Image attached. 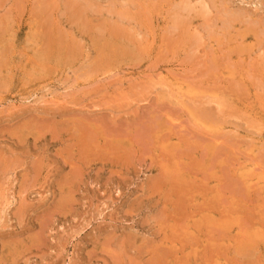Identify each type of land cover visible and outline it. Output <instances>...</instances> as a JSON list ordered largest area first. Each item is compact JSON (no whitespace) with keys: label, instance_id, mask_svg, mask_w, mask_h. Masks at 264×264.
<instances>
[{"label":"rangeland","instance_id":"374dc122","mask_svg":"<svg viewBox=\"0 0 264 264\" xmlns=\"http://www.w3.org/2000/svg\"><path fill=\"white\" fill-rule=\"evenodd\" d=\"M38 1L0 0V264H264V0Z\"/></svg>","mask_w":264,"mask_h":264},{"label":"bare ground","instance_id":"6f19581e","mask_svg":"<svg viewBox=\"0 0 264 264\" xmlns=\"http://www.w3.org/2000/svg\"><path fill=\"white\" fill-rule=\"evenodd\" d=\"M22 1H23V0H22ZM34 1H35V0H34ZM37 1H38V0H37ZM44 1H46V0H44ZM49 1H50V0H49ZM51 1H52V0H51ZM51 1H50V2H51ZM53 1H55V0H53ZM73 1H74V0H73ZM75 1H77V0H75ZM111 1H112V0H111ZM209 1H210V0H209ZM16 2H17V1H16ZM19 2H20V1H19ZM31 2H33V1H31ZM39 2H41V1H38V3H39ZM42 2H43V1H42ZM65 2H67V1H65ZM135 2H136V1H135ZM180 2H181V0H180ZM185 2H187V1L185 0L184 3H185ZM45 3H46V2H45ZM54 3H55V2H54ZM70 3H71V1H70ZM74 3H75V2H74ZM76 3H77V2H76ZM79 3H80V2H79ZM113 3H114V2H113ZM188 3H189V2H188ZM192 3H193V2H192ZM9 4H10V3H8L7 5H9ZM16 4H17V3H16ZM16 4H15V6H16ZM33 4H34V3H33ZM33 4H32V5H33ZM50 4H51V3H50ZM58 4H59V3H58ZM60 4H61V3H60ZM85 4H87V6H88V3H85ZM111 4H112V3H111ZM117 4H118V3H117ZM119 4H120V3H119ZM135 4H136V3H135ZM178 4H180V3H178ZM181 4H182V2H181ZM181 4H180V5H181ZM189 4H190V3H189ZM227 4H228V3H227ZM18 5H19V3H18ZM36 5H37V4H36ZM39 5H40V4H39ZM45 5H46V4H44V5H42V6H45ZM53 5H54V4H53ZM74 5H75V4H74ZM81 5H83V4H81ZM128 5H129V4H128ZM182 5L187 6V3H186V4H182ZM190 5H191V4H190ZM211 5H213V4H211ZM214 5H215V4H214ZM37 6H38V5H37ZM46 6H47V5H46ZM66 6H67V5H66ZM116 6H117V5H116ZM116 6H115V7H116ZM173 6H175V4H174ZM185 6H183V9L185 8ZM196 6H197V5H196ZM9 7H11V6H9ZM50 7H51V6H50ZM55 7H56V6H55ZM77 7H79V5H77ZM85 7H86V6H85ZM89 7H91V6L89 5ZM89 7H88V9H89ZM175 7H177V6H175ZM181 7H182V6H181ZM181 7H180V8H181ZM205 7H206V10L209 8V6H208L206 3H205ZM207 7H208V8H207ZM2 8H3V7H2ZM38 8H39V7H38ZM47 8H48V7H47ZM51 8H52V7H51ZM56 8H57V7H56ZM67 8H69V7H67ZM74 8H75V7H74ZM74 8H72V9H74ZM79 8H81V7H79ZM91 8H92V7H91ZM94 8H95V5H94ZM109 8H110V7H109ZM113 8H114V7H113ZM118 8H119V7H118ZM187 8L189 9L190 7H187ZM187 8H186L185 12L187 11ZM193 8L195 9V7H193ZM193 8H191V9H193ZM22 9H23V7H22ZM44 9H46V7H45ZM75 9H76V8H75ZM101 9H104V10H105V8H101ZM101 9H100V10H101ZM129 9H131V8L129 7ZM174 9H175V8H174ZM181 9H182V8H181ZM183 9H182V10H183ZM24 10H25V9H24ZM37 10H38V9H37ZM54 10H55V9H54ZM90 10H91V9H90ZM90 10H89V11H90ZM93 10H94V9H93ZM110 10H112V9L110 8ZM110 10L108 11V8H107L108 13L110 12ZM113 10H114V9H113ZM113 10H112V12H110V13H113V12H114ZM121 10H122V8H121ZM200 10H201V9H200ZM34 11H35V10L31 11V12H32V13H31V16H32V14H33ZM38 11H39V10H38ZM40 11H42V9H41ZM40 11H39V13H40ZM44 11H45V10H44ZM48 11H49V10H48ZM51 11H52V10H51ZM73 11H74V10H73ZM78 11H80V10H78ZM82 11H83V10H82ZM82 11H81V13H82ZM183 11H184V10H183ZM188 11H189V10H188ZM197 11H198V10H197ZM207 11H209V10H207ZM240 11H241V10H240ZM42 12H43V11H42ZM53 12H54V11H53ZM64 12H66V14H67V11H66V10H64ZM70 12H71V11H70ZM86 12H87V10H86ZM93 12H95V11H93ZM118 12H119V11H118ZM201 12H203V11H201ZM75 13H77V12H75ZM123 13H124V10H123ZM129 13H130V12H128V14H129ZM138 13H139V11H138ZM188 13H189V12H188ZM196 13H197V12H196ZM210 13H211V12H210ZM10 14H11V13H10ZM29 14H30V12H29ZM45 14H46V13H45ZM69 14H70V13H69ZM72 14H74V13H72ZM72 14H71V15H72ZM104 14H105V13H104ZM117 14H118V13H117ZM201 14H202V13H201ZM8 15H9V14H8ZM27 15H28V14H27ZM33 15H34V14H33ZM40 15H41V14H40ZM43 15H44V14H43ZM55 15H56V14H55ZM67 15H68V14H67ZM74 15H75V14H74ZM79 15H80V16H79V17H80L79 19H81V14L79 13ZM87 15H88V13H87ZM94 15H95V14H94ZM96 15H98V14H96ZM102 15H103V14H102ZM106 15H107V14H106ZM118 15H119V18H120L121 15H120V14H118ZM124 15H127V14H124ZM124 15H122V17H121L122 20H123V17H125ZM129 15H131V14H129ZM132 15H134V14H132ZM132 15H131V18H132ZM140 15H141V14H140ZM140 15H139V16H140ZM37 16H38V15H37ZM41 16H42V15H41ZM83 16H86V15L83 14ZM88 16H89V15H88ZM92 16H93V15H92ZM136 16H137V14H136ZM179 16H181V15H179ZM227 16H228V15H227ZM6 17H7V20L5 19L4 21L7 22V21H8V16H6ZM45 17H48V16L45 15ZM61 17H63V16H61ZM61 17H60V18H61ZM69 17H70V16H69ZM76 17H77V15H76ZM95 17H96V16H95ZM100 17H101V16H100ZM110 17H111V16H110ZM134 17H135V16H134ZM137 17H138V16H137ZM176 17H177V16H176ZM236 17H237V16H236ZM12 18H13V17H12ZM26 18H27V16H26ZM26 18H25V19H26ZM73 18H74V17H73ZM77 18H78V17H77ZM104 18H106V16H105ZM131 18H130V19H131ZM180 18H181V17H180ZM9 19H10V17H9ZM52 19H53V18H52ZM56 19H57V18H56ZM61 19H62V18H61ZM94 19H95V18H94ZM97 19H98V18H97ZM107 19H108V17H107ZM111 19H112V18H111ZM125 19H126V18H125ZM132 19H133V18H132ZM132 19H131V20H132ZM233 19H234V18H233ZM235 19H237V18H235ZM2 20H3V19H2ZM11 20H12V19H11ZM18 20H19V19H18ZM30 20H31V19H30ZM32 20H34V19L32 18ZM35 20H36V19H35ZM58 20H59V19H58ZM58 20H57V22H58ZM87 20L90 21V19H87ZM91 20H92V19H91ZM105 20H106V19H105ZM127 20H128V18H127ZM221 20H223V19H221ZM20 21H21V20H20ZM39 21H40V20H39ZM39 21L36 20L35 22H39ZM44 21H46V20H44ZM64 21H65V20H64ZM64 21H63V22H64ZM68 21H69V20H67V22H68ZM78 21H79V20H78ZM80 21H81V20H80ZM80 21H79V23H80ZM93 21H94V20H93ZM93 21H92V22H93ZM95 21H96V20H95ZM108 21H110V19H109ZM113 21H114V20H113ZM120 21H121V20H120ZM223 21H224V20H223ZM231 21H232V20H231ZM11 22H12V21H10V23H11ZM32 22H33V21H32ZM48 22H49V21H48ZM61 22H62V21H61ZM73 22H74V21H73ZM81 22H83V25H84V24H87V22L85 23L84 20H82ZM97 22H98V21H97ZM111 22H112V21H111ZM126 22H127V21H126ZM185 22H186V19H185ZM226 22H227V21H226ZM1 23H3V22L1 21ZM14 23H15V22H14ZM16 23H17V22H16ZM19 23H20V22H19ZM33 23H34V22H33ZM45 23H46V22H44V24H45ZM51 23H52V22H50V24H51ZM68 23H69V22H68ZM68 23H67V24H68ZM70 23H72V22L70 21ZM95 23H96V22H95ZM121 23H123V22H121ZM228 23H229V22H228ZM228 23H226V24H228ZM3 24H5V23H3ZM39 24H41V23H38V25H39ZM47 24H48V23H47ZM50 24H49V25H50ZM52 24H53V23H52ZM72 24H73V23H72ZM89 24H91V23H89ZM92 24H93V23H92ZM92 24H91V25H92ZM101 24H103V23H101ZM176 24H177V23H175L174 25H176ZM11 25H12V24H11ZM11 25H10V27H11ZM13 25H14V24H13ZM16 25H18V24H16ZM36 25H37V24H36ZM76 25H77V23H76ZM96 25H97L98 27L100 26L98 23H97ZM103 25L105 26V24H103ZM108 25H109V24H108ZM113 25H114V24H113V22H112L111 26H113ZM115 25H116V24H115ZM117 25H118V24H117ZM117 25H116V26H117ZM120 25L122 26V24H120ZM224 25H225V24H224ZM224 25H223V26H224ZM18 26H19V25H18ZM21 26H22V25H21ZM40 26L42 27V25H40ZM47 26H48V25H47ZM54 26H55V25H54ZM70 26H71V24H70ZM225 26H226V25H225ZM227 26H228V25H227ZM229 26H230V23H229ZM0 27H1V26H0ZM28 27H29V26H28ZM34 27H35V26H34ZM36 27H38V26H36ZM59 27H60V26H58V28H59ZM64 27H65V26H64ZM64 27H63V28H64ZM100 27H101V26H100ZM102 27H103V26H102ZM212 27H213V26H212ZM230 27H231V26H230ZM16 28H17V27H16ZM42 28H43V27H42ZM46 28H47V27H46ZM55 28L57 29V27H55ZM78 28H79V27H77V29H78ZM81 28H82V27H81ZM105 28H106V27H105ZM105 28L103 27V30H105ZM107 28H108V27H107ZM107 28H106V29H107ZM118 28H119V27H118ZM118 28L115 27L116 30L110 28V29H111V30H110L111 34H109V35H110V36L112 35V37H113V36L118 37V34H120V30H119ZM226 28H227V27H226ZM9 29H10V28H9ZM12 29H13V27H12ZM48 29H49V28H48ZM82 29H84V28H82ZM95 29H96V28H95ZM97 29H98V28H97ZM97 29H96V30H97ZM101 29H102V28H101ZM122 29H123V26H122ZM14 30H15V29H14ZM14 30H13V31H14ZM18 30H19V29H18ZM28 30H29V29H28ZM30 30H31V29H30ZM49 30H50V29H49ZM49 30H48V31H49ZM84 30H85V29H84ZM98 30H99V29H98ZM176 30H177V29H176ZM212 30H213V29H212ZM13 31H12V32H13ZM15 31H16V30H15ZM35 31H36V30H35ZM42 31H43V30H42ZM42 31H40V32H42ZM48 31H47V32H48ZM52 31H53V30H52ZM67 31H69V30H67ZM85 31H86V30H85ZM85 31H84V32H85ZM91 31H92V30H91ZM93 31H95V30L93 29ZM107 31H108V30H107ZM2 32H3V31H2ZM7 32H9V31H7ZM12 32H11V33H12ZM36 32H37V31H36ZM47 32H46V33L44 32V33H45V37H47V41H46V42L49 41V43L54 44L55 42H54L53 35H51V34L48 35ZM76 32H77V31H75V33H76ZM80 32H82V31H80ZM84 32H83V33H84ZM88 32H89V31H88ZM98 32H99V31H97V33H98ZM3 33H4V32H3ZM31 33H32V32H31ZM57 33H59V32H57ZM60 33H61V32H60ZM64 33L67 34L66 32H64ZM75 33H74V34H75ZM91 33H92V32H91ZM101 33H102V32H101ZM101 33L98 34V36L101 35ZM121 33H122V32H121ZM123 33L125 34V32H123ZM4 34H5V33H4ZM40 34H41V33H40ZM42 34H43V32H42ZM46 34H47L48 36H47ZM124 34H123V35H124ZM129 34H130V32H129ZM2 35H3V34H2ZM8 35H9V34H8ZM82 35H83V34H82ZM91 35H93V34H90L89 37H90ZM125 35H128V33L125 34ZM244 35H245V34H244ZM29 36H30V35H29ZM32 36H33V35H32ZM35 36H36V35H35ZM56 36H57V35H56ZM59 36H60V35H59ZM63 36H64V39H65V35H63ZM63 36H61V37H63ZM67 36H68V35H67ZM85 36H87V35H85ZM101 36H105V35H101ZM129 36H130V35H129ZM134 36H135V34H134L132 37H134ZM61 37H60V38H61ZM91 37H94V36H91ZM91 37H90V38H91ZM96 37H97V36H96ZM127 37H128V36H127ZM132 37H131V38H132ZM1 38H2V37H1ZM3 38H4V37H3ZM11 38H12V37H11ZM68 38H69V37H68ZM119 38H120V37H119ZM137 38H138V37H137ZM241 38H242V37H241ZM27 39H28V38H27ZM27 39H26V40H27ZM29 39H30V38H29ZM32 39H34V38H32ZM98 39H99V38H98ZM116 39H117V38H116ZM126 39H129V38H126ZM2 40H3V39H2ZM9 40H10V39H9ZM40 40H41V39H40ZM42 40H43V39H42ZM42 40H41V41H42ZM67 40H69V39H67ZM72 40H73V39H72ZM77 40H78V39H77ZM99 40H100V39H99ZM101 40H102V39H101ZM105 40H106V39H105ZM109 40H110V39H109ZM120 40H121V39H120ZM3 41H4V40H3ZM63 41H64V40H63ZM73 41H75V39H74ZM94 41H95V40H94ZM103 41H104V40H103ZM115 41H116V40H115ZM128 41H129V40H128ZM131 41H132V40H131ZM135 41H136V40H134L133 43H135ZM0 42H1V41H0ZM7 42H8V41H7ZM32 42H33V41H32ZM32 42H31V43H32ZM35 42H36V41H35ZM35 42H34V43H35ZM56 42H57V41H56ZM71 42H72V41H71ZM71 42H70V43H71ZM92 42H93V41H92ZM100 42H101V41H100ZM112 42H113V41H112ZM129 42H130V41H129ZM142 42H143V40H142ZM9 43H10V45H11V42H9ZM41 43H42V42H41ZM57 43H59V42H57ZM94 43H95V42H94ZM102 43H103V42H102ZM125 43H126V42H125ZM151 43H152V41H151ZM243 43H244V42H243ZM245 43H246V42H245ZM28 44H30V43H28ZM42 44H43V43H42ZM75 44H76V43H75ZM95 44H98V43L96 42ZM115 44H116V42H115ZM115 44H114V45H115ZM129 44H130V43H129ZM141 44H142V43H141ZM6 45H7V44H6ZM10 45H9V46H10ZM26 45H27V44H26ZM34 45H35V44H34ZM46 45H47V43H46ZM99 45H100V47H102L101 45H103V44H99ZM111 45H112L111 41H109V42H107V43L105 44L106 47H111ZM114 45H113V46H114ZM123 45H124V44H123ZM58 46H60V45H57V46L55 45L54 47L57 48ZM67 46H68V45H67ZM97 46H98V45H97ZM97 46H95V47H97ZM117 46H119V45H117ZM120 46H121V45H120ZM120 46H119V47H116L114 50L112 49V50H113V53H122L123 51L121 52V48H120ZM130 46H131V45H130ZM10 47H11V46H10ZM32 47H33V46H32ZM32 47H31V48H32ZM48 47H49V46H48ZM63 47H64V46H63ZM65 47H66V45H65ZM42 48H43V47H42ZM49 48H50V47H49ZM98 48H99V47H98ZM103 48H104V46H103ZM122 48H123V46H122ZM142 48H144V47L142 46ZM6 49H7V48H6ZM6 49H5V50H6ZM9 49H10V48H9ZM45 49H46V48H45ZM61 49H62V47H61ZM67 49H68V48H67ZM73 49H74V48H73ZM73 49H71V50L73 51ZM104 49H105V48H104ZM136 49H137V48H136ZM146 49H148V48H146ZM146 49H145V50H146ZM0 50H1V49H0ZM2 50H4V48H3ZM49 50H51V49H49ZM53 50H55V49L53 48ZM53 50H52V51H53ZM76 50H77V49H76ZM76 50H75V51H76ZM98 50H99V49H98ZM134 50H135V49H134ZM9 51H10V50H9ZM12 51H13V49H12ZM101 51H103V50H101ZM1 52H2V51H1ZM10 52H11V51H10ZM40 52H41V51H40ZM48 52H49V51H48ZM54 52H55V51H54ZM59 52H60V50H59ZM79 52H80V51H79ZM79 52H78V53H79ZM99 52H100V51H99ZM108 52H109V51H108ZM108 52H107V53H108ZM137 52H138V51H137ZM141 52H143V51H140V53H141ZM3 53H4V52H3ZM3 53H2V54H3ZM44 53H45V51H44ZM50 53H51V52H50ZM62 53H64V52L62 51ZM75 53H76V52H75ZM102 53L105 54L106 51L101 52V54H102ZM109 53H110V52H109ZM127 53H128V52H127ZM140 53H139V54H140ZM52 54H53V53H52ZM111 54H112V53H111ZM125 54H126V53H125ZM137 54H138V53H137ZM145 54H146V53H145ZM0 55H1V54H0ZM42 55H43V54H42ZM45 55H46V54H45ZM68 55H70V54H68ZM131 55H132V54H131ZM142 55H143V54H142ZM1 56H2V55H1ZM13 56H14V55H13ZM46 56H47V55H46ZM46 56H45V57H46ZM48 56H49V55H48ZM55 56H56V54H55ZM64 56H66V55H64ZM126 56H127V55H126ZM2 57H4V55H3ZM61 57H62V56H61ZM117 57H118V54H117ZM137 57H138V56H137ZM137 57H136V58H137ZM51 58H52V57H51ZM139 58H140V57H139ZM3 61H4V60H3ZM41 62H42V61H41ZM227 80H228V79H227ZM230 83H231V82H230ZM235 83H236V82H235ZM184 88H185V87H184ZM209 130H211V129H209ZM90 141H91V140H90ZM88 142H89V140H88ZM89 143H91V142H89ZM84 146H85V145H84ZM84 146H83V147H84ZM78 152H79V151H78ZM78 152H77V153H78ZM80 153H81V152H80ZM82 153H83V152H82ZM239 174H240V173H239ZM183 175H184V173H183ZM244 175H245V174H244ZM182 177H183V176H182ZM185 177H186V176H185ZM251 177H252V176H251ZM244 179H245V178H244ZM247 179H248V178H247ZM251 179H252V178H251ZM246 181H247V180H246ZM247 182H249V181H247ZM239 183H240V182H239ZM263 183H264V181H263ZM232 184H233V183H232ZM246 184H247V183H246ZM230 186H231V185H230ZM226 187H228V186H226ZM246 198H248V197H246ZM233 205H234V204H233ZM240 219H241V218H240ZM131 243H132V242H131ZM130 245H132V244H130ZM132 246H133V245H132ZM134 247H135V246H134ZM140 248H141V246H140ZM164 249H165V248H164ZM146 250H147V249H146ZM141 251H142V250H141ZM156 251H158V250H156ZM160 252H162V250H161ZM162 254H164V253H162ZM153 256H154V255H153ZM130 257H131V256H130ZM138 257H139V256H138ZM163 257H164V256H163ZM172 259H173V258H172ZM118 260H119V259H118ZM119 261H121V260H119ZM151 261H152V260H151ZM148 262H149V261H148ZM156 262H157V261H156ZM129 264H130V263H129ZM148 264H149V263H148Z\"/></svg>","mask_w":264,"mask_h":264}]
</instances>
